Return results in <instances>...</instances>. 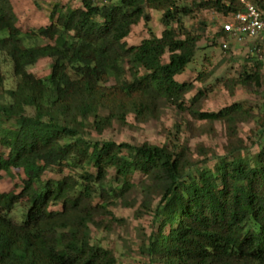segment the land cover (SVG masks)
Returning a JSON list of instances; mask_svg holds the SVG:
<instances>
[{"label": "trees", "instance_id": "trees-1", "mask_svg": "<svg viewBox=\"0 0 264 264\" xmlns=\"http://www.w3.org/2000/svg\"><path fill=\"white\" fill-rule=\"evenodd\" d=\"M249 1L264 12V0ZM191 3L55 5L48 24L25 32L48 42L25 46L12 1L0 0V31L5 32L0 85L1 54L10 58L18 76L15 87L6 90L8 101L0 102V178L12 168L24 176L19 191L0 192V264H118L111 250L91 242L90 225L96 216L111 214L108 206L134 186L144 211L158 199V227L146 245L154 261L264 264V151L251 159L237 154L243 148L237 126L252 114L241 103L216 111L187 106L185 95L193 83L176 79L194 59L201 39L181 17L201 9L227 17L242 5L237 0ZM150 10L162 13L160 35L128 45L131 27L148 22ZM45 57L51 59L50 72L37 77L28 67ZM254 63V72L243 70L239 78L227 80L230 93L235 83L257 82L261 62ZM166 104L195 120L224 125L227 154L213 169L198 167L186 145H135L80 135L90 117L101 131L130 113L139 122L158 118ZM64 167L70 172L60 178H43L46 171L61 173ZM135 172L141 175L137 183L130 180ZM23 197L29 207L15 222L9 212Z\"/></svg>", "mask_w": 264, "mask_h": 264}, {"label": "rangeland", "instance_id": "rangeland-1", "mask_svg": "<svg viewBox=\"0 0 264 264\" xmlns=\"http://www.w3.org/2000/svg\"><path fill=\"white\" fill-rule=\"evenodd\" d=\"M11 1L25 46L48 42L45 38L29 36L25 32L48 24L49 14L55 5L64 8L81 6V0ZM176 3L179 7L193 6L191 0H176ZM149 12L151 19L148 22L141 20L131 27L125 38L128 45L138 44L151 33L160 35L163 29L162 13L152 10ZM181 19L186 28L201 35L194 59L182 74L176 76L178 81L193 83L192 90L185 95V105L199 110L216 111L233 103H241L250 110L252 117L237 126V137L243 145L237 154L250 159L257 156L260 151H264V53L259 57L251 51L253 40L248 36L242 40L228 38L227 48L222 47L217 32L227 18L214 10H193ZM3 35L5 32L0 31V36ZM164 60H167V54ZM255 60L261 62L257 82L253 80L246 84L235 83L233 92L230 93L226 87L227 80L239 78L243 70L254 72ZM50 65L51 59L45 57L29 66L28 70L37 77H44L49 74ZM1 73L0 102H7L9 98L6 90L15 87L18 76L14 74L12 62L5 54H1ZM194 97L196 99L192 101ZM27 112L31 114L32 110L27 109ZM80 135L89 140H112L135 145L142 142L159 146L186 145L198 167L211 169L226 156L229 143L221 122L195 120L186 110H179L172 104H166L158 118L139 122L130 113L124 122L113 120L101 131L96 129L90 117L80 127ZM68 172V167H64L61 173L46 171L43 178L57 179ZM112 176L113 171L110 170L108 178L112 179ZM23 177L21 169L12 168L10 173L2 171L0 192L19 191ZM140 177L141 175L135 172L130 180L137 183ZM141 199L139 188L132 187L127 191L125 198H118L108 206L111 214L96 216L90 225L91 242L111 250L118 264H159L150 258L146 251L147 238L158 227V223L154 221V208L158 199L155 197L151 208L145 211L140 205ZM28 207L26 198H21L9 212L10 218L21 222Z\"/></svg>", "mask_w": 264, "mask_h": 264}, {"label": "built area", "instance_id": "built-area-1", "mask_svg": "<svg viewBox=\"0 0 264 264\" xmlns=\"http://www.w3.org/2000/svg\"><path fill=\"white\" fill-rule=\"evenodd\" d=\"M95 4L106 3L107 0H91ZM242 8L227 16L221 23L222 34L219 36L221 46L227 48V39L242 40L245 36L253 42L251 51L259 57L264 53V12L249 0H237Z\"/></svg>", "mask_w": 264, "mask_h": 264}]
</instances>
